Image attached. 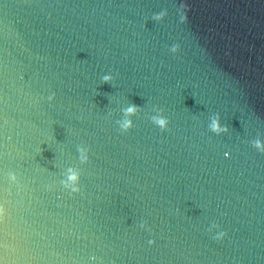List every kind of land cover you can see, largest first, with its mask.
Segmentation results:
<instances>
[{"label":"water","instance_id":"1","mask_svg":"<svg viewBox=\"0 0 264 264\" xmlns=\"http://www.w3.org/2000/svg\"><path fill=\"white\" fill-rule=\"evenodd\" d=\"M257 141L264 0H0V264H264Z\"/></svg>","mask_w":264,"mask_h":264},{"label":"clouds","instance_id":"2","mask_svg":"<svg viewBox=\"0 0 264 264\" xmlns=\"http://www.w3.org/2000/svg\"><path fill=\"white\" fill-rule=\"evenodd\" d=\"M182 8H186L185 5H182L181 6ZM166 15V12H161L157 15H155L153 17V19H156V20H161L163 19V17ZM181 19V22H185L187 20V16L186 15H181L180 17ZM173 53H177L179 50H180V46L177 44V45H173L170 49ZM112 79L111 76L109 75H105L103 77V80L105 83H108L110 82ZM49 101L53 100L54 99V94L49 96L48 97ZM135 111H136V106L135 105H132L130 106L128 109H127V113L128 114H135ZM153 122L161 129V131H166L168 130V126H169V121L166 119V118H163V117H153ZM121 128H122V131L124 133H127L129 132L132 128H133V125H132V122L131 120H126L122 125H121ZM211 128L214 132H217V133H220V132H227L228 129L226 126H221L220 123L217 121V120H214L212 122V125H211ZM256 147L257 148H260L262 151H264V145H261L259 141L256 142ZM227 155V154H226ZM82 160H87V156L86 155H82ZM70 179L75 183L78 181V177L76 175H73L70 177ZM71 191L73 193H79L80 192V189L78 187H73L71 189ZM3 209H0V217L3 216ZM227 235L226 232L220 230L217 232V234L214 236V239L216 240H222L224 239V237ZM149 244H154L155 241L154 240H149L148 242Z\"/></svg>","mask_w":264,"mask_h":264}]
</instances>
